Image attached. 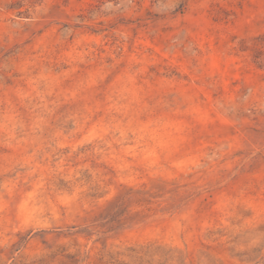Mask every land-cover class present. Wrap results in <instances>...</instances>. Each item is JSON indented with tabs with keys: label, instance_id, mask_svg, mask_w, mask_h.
<instances>
[{
	"label": "rangeland",
	"instance_id": "1",
	"mask_svg": "<svg viewBox=\"0 0 264 264\" xmlns=\"http://www.w3.org/2000/svg\"><path fill=\"white\" fill-rule=\"evenodd\" d=\"M0 264H264V0H0Z\"/></svg>",
	"mask_w": 264,
	"mask_h": 264
}]
</instances>
